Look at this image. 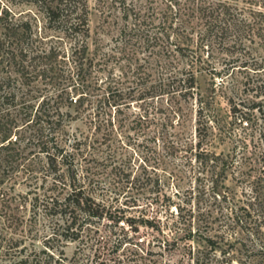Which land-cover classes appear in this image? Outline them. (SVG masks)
<instances>
[{"label":"trees","instance_id":"obj_1","mask_svg":"<svg viewBox=\"0 0 264 264\" xmlns=\"http://www.w3.org/2000/svg\"><path fill=\"white\" fill-rule=\"evenodd\" d=\"M6 1L9 5L0 2V180L5 171L6 175L11 174L23 182L27 190L18 195L11 208L5 200L0 203V214L7 222L5 228L10 227L11 232L17 234L6 237L7 230L1 228L0 260L7 257L9 261L0 264H148L144 261L145 255L155 251L123 247L125 243L137 245L139 241L132 242L122 227L114 239L100 234V227L106 224L120 226L118 223L122 219L135 232L138 231L137 224L149 230L155 241L153 244L161 253L180 247L190 255L192 241L196 245L203 242L209 249L220 248L219 241H223L226 232L212 230L209 214L205 216L198 212L193 218V211L187 209L183 215L182 207L174 205V213L167 208L163 218L156 210L149 216L142 215V211L136 217L112 216L110 205L95 197L89 161L98 160L95 145L101 144V140L98 141L97 134L103 131L102 141L109 136L111 120L107 107L119 105L123 98L122 95H111L115 90H111L109 84L104 88L106 95H39V85L50 76L49 73L57 74L56 65L64 60L60 43L51 40L54 37L69 44L67 61L73 64L80 93L84 92L81 80L85 81L86 75H91V69L111 58L110 53L89 51L88 1ZM17 3L31 5L34 14H17L10 8V4ZM160 3L165 9L160 26L169 40L163 47L164 54L170 58L158 59L157 73L147 71L143 78L136 77L143 85L138 89L139 97L153 93L155 89L160 93L193 94L197 87L192 69L195 63L209 66L212 74L224 75L229 80L233 76L228 69L243 70V79L240 80L243 89L250 90L253 95H264V10L259 9L264 8V0H160ZM36 14L42 20L40 27L35 20ZM118 36L122 38L121 33ZM192 36H197L195 50L192 49ZM204 46L215 47L222 53L218 59L219 69L209 65L213 57L203 59L196 52ZM177 56L187 58L181 68L177 65ZM138 66L134 65L132 77L137 74L135 69ZM220 87L226 86L221 83ZM253 104L263 116L261 102ZM245 114H240V119H245ZM141 116L143 114L139 118ZM77 117L87 120L88 129L70 133L68 123ZM209 120L199 107L195 114V156L204 155L219 163L223 173L235 163L243 164L248 156L242 145L239 147L241 151L232 149L217 154L200 146L210 131L213 119ZM257 137V148L252 151L257 165L255 181L251 183L253 199L237 205L238 200L233 202L232 195L219 191L220 198L231 204L228 214L222 215L219 226L237 227L236 233L249 240V250L259 258L254 264L264 258V125ZM101 160L111 164L109 154ZM111 170L128 189L137 191L148 181L143 172L131 175L129 165H112ZM238 173L242 178L250 177V174L244 176L242 171ZM26 199L28 214L25 217ZM105 219L110 220L109 223L102 222ZM26 238L31 240L28 244H25ZM35 238L40 241L41 248L32 243ZM68 242L76 243L69 257L64 253ZM123 249V256L114 254ZM196 252V260H201L200 251ZM224 252L221 249L222 256L208 264H232V259Z\"/></svg>","mask_w":264,"mask_h":264},{"label":"rangeland","instance_id":"obj_2","mask_svg":"<svg viewBox=\"0 0 264 264\" xmlns=\"http://www.w3.org/2000/svg\"><path fill=\"white\" fill-rule=\"evenodd\" d=\"M87 1L90 11L88 16L89 51L110 53L111 58L106 59L104 64L91 69V75H86L87 82L81 80L84 92L80 93L79 80L73 73L75 71L73 64L67 61L70 53L69 44L64 39L56 40L54 37L51 40L56 44L60 43L61 50L64 51V60L56 65L57 74L49 73L50 76L45 77L44 82L39 85V95L58 94L74 97L106 95L104 88L107 84L111 90H115L111 95H122L119 105L107 107L111 120L109 136L102 141L101 132L103 131L97 134L98 141L101 140V144L95 145L98 149V152H95L98 160L89 161L92 165L90 178L95 187V197L110 205L112 216L136 217L140 215V211L142 215L149 216L156 210L163 218L167 214L165 213L167 208L174 213V205H179L182 207L183 215L186 214L187 209L193 211L195 216L193 218L197 217L198 212H202L205 216L209 214L212 221L209 225L212 230L217 233L226 232L223 241H219L220 248L215 246L209 249L210 247L203 242L196 245V242L192 241L190 255L183 252L180 247L172 252L161 253L160 248L153 244L155 241L152 240L149 230L137 224L138 231L135 232L123 219L118 223L120 226L103 225L100 227V234L114 239V236L120 233L119 227H122L131 237L132 242L139 241L137 245L125 243L123 247L128 250L140 247L155 251L154 254L145 255L144 261L148 264H208L214 258L222 256L221 249L228 251L224 252V255L228 254L232 264H254L258 257L249 250V240L242 234L236 233L237 227L219 226L222 215L228 214V207L231 208V204L224 202L219 193L222 190L229 193L233 197V202L238 200L237 205H244L241 201L253 199L251 183L255 181L254 169L257 165L254 163L252 151L257 148L258 131L264 125V115L256 111L253 103L260 101L264 111V95H253L250 90L243 89L240 84L244 75L243 70L228 69L229 73L232 71L231 76H233V79L229 80L224 75L212 74L209 66H200L195 63L192 69L195 71L197 87L193 94L160 93L155 89L153 93L139 97L138 89L143 85L136 77L143 78L147 71L157 73L158 59L160 61L170 58L165 57L164 54L166 52L163 47L169 40L160 26V18L165 10L163 4L160 0ZM0 2L9 5L6 0H0ZM10 8L17 14H34L33 7L26 3L10 4ZM259 9L264 10V8ZM35 18L37 26L40 27L41 18L38 14ZM50 33L56 35V33ZM119 33H121V39L118 36ZM191 38L192 49L195 50L194 41L197 36ZM196 52L203 59L209 60L213 57L209 65L216 69L220 68L221 64L218 61L222 56L220 50L204 46L202 50ZM175 58L180 68L187 60L182 56ZM138 64L139 68L135 69L137 74L132 77L134 65ZM249 72L252 74V71ZM221 83H224L226 87H220ZM199 107L202 108L204 116H209V121L213 119L210 131L200 146L217 154L230 152L232 149L238 152L242 145L248 156L243 164L235 163L230 170L227 169L229 171L223 173L220 171L219 163L213 162L204 155L195 156L197 155L194 147L195 114ZM232 107L235 111L234 109L232 111ZM116 109L119 110L116 111ZM242 113H246V118L243 120L240 119ZM140 114L143 116L139 118ZM67 129L70 133L85 132L88 129L87 120L82 117L72 119ZM200 134L203 135V129L200 130ZM107 154L110 155L111 164L101 160ZM104 164L106 166H102ZM112 165L116 167L129 165L131 175L143 172L145 176H148V181L137 191L128 189L123 181L114 175L111 170ZM239 171H242L246 177L250 174V177H240ZM214 184L217 186L215 187ZM26 190L27 186L23 182L17 181L11 174L6 175L4 171L0 180L1 204L5 200L10 203L9 208L13 207L18 195ZM165 202L168 203L165 204ZM25 203L26 209L23 214L26 217L27 199ZM5 217L7 218L6 215ZM109 221L105 219L102 222L109 223ZM6 224V220L0 214V232L3 228L7 230L6 237L17 236L16 233L11 232L10 227L5 228ZM263 227L264 225L262 229ZM210 233L213 232L210 231ZM30 241L26 238L25 244ZM32 243L38 248L42 247L37 238L32 239ZM75 246V242H68L65 245L64 253L67 257L71 256ZM124 250H118L114 254L123 256ZM196 250H199L203 256L201 260H196L195 257L198 254ZM87 251L92 252L90 249ZM7 261L9 259L4 257L0 263ZM259 264H264V258Z\"/></svg>","mask_w":264,"mask_h":264}]
</instances>
